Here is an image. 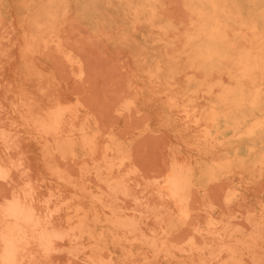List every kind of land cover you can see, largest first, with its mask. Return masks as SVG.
Listing matches in <instances>:
<instances>
[{
    "label": "rangeland",
    "instance_id": "obj_1",
    "mask_svg": "<svg viewBox=\"0 0 264 264\" xmlns=\"http://www.w3.org/2000/svg\"><path fill=\"white\" fill-rule=\"evenodd\" d=\"M222 1L243 37L198 0H0V207L49 206L38 264H264V0ZM239 85L258 111L223 106Z\"/></svg>",
    "mask_w": 264,
    "mask_h": 264
},
{
    "label": "bare ground",
    "instance_id": "obj_2",
    "mask_svg": "<svg viewBox=\"0 0 264 264\" xmlns=\"http://www.w3.org/2000/svg\"><path fill=\"white\" fill-rule=\"evenodd\" d=\"M198 2L202 8L197 12V16L210 17L213 24L207 31L209 39L222 42L229 30L233 31L235 36L243 37L240 29L244 25L238 23L236 16L226 10L224 1L198 0ZM192 13L196 14L195 11ZM235 27L237 30L234 29ZM251 30L254 32L256 26L251 25ZM213 52L215 53L213 55H216V48ZM262 65H264V47L257 49L255 55L247 52L240 59L241 78L248 80L253 79L255 73L258 76L264 74ZM260 94L257 90L247 94L250 100L246 105L244 99L246 93L243 86L239 85L237 89L224 95L221 103L227 108L233 105L234 108L247 107L250 111L256 112L260 107ZM260 130H264V116L250 125L247 134L255 136ZM10 172L7 162L0 157V180H8ZM165 189L177 206L184 203L179 179L174 175L170 176ZM0 208V220L3 223L0 237V264H25L27 261L38 264L40 260L48 258L51 254L52 241L54 242L48 232L52 221L51 209L45 205V202L38 201L37 192L24 186L17 195L9 197Z\"/></svg>",
    "mask_w": 264,
    "mask_h": 264
}]
</instances>
